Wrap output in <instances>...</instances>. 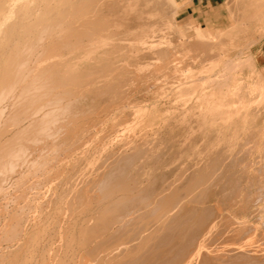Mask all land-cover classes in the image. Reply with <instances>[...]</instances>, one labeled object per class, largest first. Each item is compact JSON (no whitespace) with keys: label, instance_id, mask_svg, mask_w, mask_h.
Listing matches in <instances>:
<instances>
[{"label":"bare ground","instance_id":"6f19581e","mask_svg":"<svg viewBox=\"0 0 264 264\" xmlns=\"http://www.w3.org/2000/svg\"><path fill=\"white\" fill-rule=\"evenodd\" d=\"M165 1L166 0H0V182L4 181V179L7 177V175H9V173H7L8 170H10V169L14 170L15 167H17L16 170L13 171L15 173V177H13L14 178L13 182L17 187L19 186V184L21 186L22 181L24 182L23 185L27 184L26 186H28V183H31V185L34 182L38 183L37 179L39 180V178L36 177V178H34V181H32V179L29 178L32 182L28 181V183L25 184V182H27V180H29V179H27L26 181H24L28 177V175L26 173L22 175L20 172H18L19 170L17 171V169H19L20 168L19 166H21L23 164L25 165V167L30 168L33 166V168H35L34 166H38V165H40V163H41V165L46 163L47 158L43 159V158H45L46 155L44 157L42 156V155H44L42 153L44 151H42L41 149H39V150L42 151L41 156L43 157L42 159L45 161L43 162V160H42V162H40L41 159L40 160L37 159V157L39 158V156H40L38 154V153H40L39 150L37 153V157L35 155V151L38 148L49 143L48 146H50V147H47V150L49 148L50 152L53 153L55 150H57L56 148H58L57 146H59V143L61 142L62 139L66 140L67 138L70 137V135H69L70 132L74 131L77 134L79 132V130L84 131V130H82L83 128H81L79 126L80 123L78 124V122H74V120L76 119L74 113H75V110L77 108L76 107L77 106L76 105V102H77L76 98L78 96H81V98H83L82 95H80L78 93L80 92V90H83V91L86 90L85 88H87L89 86L90 82H92V84H93V82L99 81L100 76H103V78H101V80L104 79L105 76L108 77V78L104 79V81L107 79V81L103 82L104 84H100L101 86H98L99 88H101L103 85V88H101V89L97 88L98 89L97 91H99V94L102 92L103 94L104 93L108 94V96L116 97V95L118 96L119 93L121 92L120 86L123 83L125 85L128 84V83H125L124 81H126L129 78L128 76H129V72L131 70L129 71L128 68H131V67H129L128 65L132 61L131 58H135V60H136V62H134L133 64L135 66V72L137 71V73H138V70L139 71L141 69L144 70L143 69L145 67L144 64L148 65V62H149V61H146V63L141 64L142 62H140L138 60L139 54L141 52L144 54L148 53V55H150L149 53H151V55H152V53H154L157 55H161V57L163 56L166 59V54L168 52L166 53L164 51L165 49L163 50V48L161 46L160 47L162 48V50H161V48L159 49V47H158V49H156V47H157L156 44H158V43H156L155 41H157L158 35H161V34L160 33L158 35L156 34L155 36H157V38H155V36H152L153 30L157 25H154L155 23L152 24L155 26L154 28H152V25L150 26V24H148V22H147V21H149V20H147V18L151 15L152 11L157 10L158 12L160 11L162 14L163 5H164ZM167 1H166V3H167ZM171 1L175 5L174 0H171ZM261 4H262V6H264L263 2ZM262 9L264 10V7ZM257 10H260L259 7ZM257 10H256V12H257ZM263 10H262V13H263ZM260 15H259V17H260ZM160 18H161V16H160ZM168 19H169V17H168ZM150 20H151V18H150ZM160 21H159V23H160ZM159 23H158V25L161 26L162 24H159ZM165 26L166 25H164V27ZM156 28L159 29V27H156ZM166 31L169 32L168 29ZM164 32L165 31H163V33H162L163 37H164L163 34H165ZM196 35L200 36V37L203 36L204 38H206V36H207V35L204 36V33L203 34L202 33L196 34ZM151 37H154V39H151ZM159 37H161V36H159ZM165 37L167 38L168 36L166 35ZM186 37H187V35H186ZM218 37H219V35H218ZM196 38L198 39L199 37H196ZM160 41H162V40H160ZM208 42H205V43H208ZM219 42H220V40L218 41V45H219ZM158 46H159V44H158ZM206 46H207V44L205 45V47ZM209 46L210 45H208L207 47L209 48ZM200 50H202V49H200ZM192 51H193V49H192ZM210 51L212 52L211 48L209 49V52ZM224 51H223V54H224ZM218 52H220V51H218ZM209 54L211 55V53H209ZM212 54H213V52H212ZM145 55H144V57H145ZM219 55L221 56V54H219ZM219 55L216 56V54H215V56L217 58L219 57ZM224 55L227 56L226 54H224ZM224 55L221 56V58H223ZM73 56L75 57L74 61L71 60L73 58ZM154 56L156 57V55H154ZM144 57H141V58L144 59ZM147 57H149V56H147ZM121 58L124 60L125 64L117 62V60L119 61ZM150 58H153V56H151ZM156 58L160 59V57H156ZM206 58L208 59V57H206ZM209 58H210V56H209ZM165 59H161V60L163 61ZM148 60L151 61V59H149V58H148ZM241 60H242L241 62H243V59H241ZM144 61H145V59H144ZM166 61H167V59H166ZM234 61H235V59H234ZM247 61H248V58H247ZM78 62L80 63V65H82V67L80 68L82 73L81 72L78 73V70H76L75 65ZM235 62H233V63H235ZM150 63H152V61ZM165 63H167V62H165ZM155 64H156V62H155ZM244 64L241 63L240 65H244ZM238 65L235 67L238 68ZM83 66H85V67H83ZM130 66H132V65H130ZM165 67H167V66H165ZM236 68H234V66H232V68L230 67L229 69L234 70ZM241 68H243V67H239L238 70ZM229 69H227V70H229ZM231 70H229V71H231ZM153 71L154 70L152 69V72L150 71V73H154ZM141 72L142 71H140V73ZM148 72H149V70H148ZM130 73H133V72L131 71ZM215 73L219 74L217 72H215ZM220 74H222L223 76L222 75L221 76L224 77L223 73H220ZM191 76H193V75H191ZM214 76H216V75H214ZM214 76H213L212 80H215L217 78V76L216 77H214ZM218 76H220V75H218ZM221 76L218 77V81H217L218 84H219V80L222 79ZM229 76H230V74H229ZM132 77H131V79L129 78L130 80L129 79L128 80L131 81ZM211 77H207V79L209 78L211 80ZM225 77L228 78V76H225ZM186 78H187V75H186ZM178 79H180V78H178ZM203 79H206V76ZM236 81H237V79H236ZM261 81H263V79ZM206 82H208V81L205 80L204 84ZM131 83H133V85H134V82H130V84ZM200 83L202 84V81H200ZM209 83H207L205 85L203 84V85L206 86V85H209ZM214 83L216 84V80ZM214 83H212V86ZM227 83H226V85L228 86L229 83L228 84ZM262 83H263L262 84V86H263L264 82H262ZM193 84H195V83H193ZM193 84L190 85V88ZM93 85L90 84V86H93ZM184 85H181V86H183V87L180 86L181 88H179V86H178V88L181 90L184 87H186L187 90H185V88L183 90L187 92L189 86L188 85L184 86ZM224 85H225V83H224ZM256 85H258V84H256ZM197 86L198 85H196L195 87L197 88ZM219 86H220V87H218L219 89L221 87H224L222 85H219ZM76 87H78V88L81 87L79 89V92L77 90L78 88H76ZM127 87L128 86L126 85L125 88H127ZM193 87H194V85L192 86V88ZM206 87H204L203 89L205 90ZM208 87L206 88L207 90H208ZM89 88H87L86 92L88 91ZM125 88H122V91ZM178 88H177V90L175 89V91H179ZM214 88H212V89H214ZM129 89L130 88H128V91L131 90V89L130 90ZM203 89H202V91H203ZM227 89L228 88H226V91H227ZM76 90L78 92L77 96L74 95V92ZM95 90H96V88H95ZM217 90H216V92H218ZM193 91L194 90H191V93ZM195 91H196V89H195ZM221 91L226 92L225 90L224 91L221 90ZM186 92H181L179 94L184 93L183 94V97H184ZM204 92L205 91L199 92L202 99H204L202 102L200 101L201 103L199 102V100H197L199 103H197V101L194 100V101H196V106L197 105L199 106V107L197 106L198 108H200V105L204 104L205 108L208 106L207 109L209 111V108L212 107L211 111H210L211 112L210 115L202 116V117H207V121H208V119L210 118L209 116L212 115V109L215 110V112H216L218 110V108H224V110L221 109L224 111V112L222 111L223 114L221 117L219 115L221 110H219V114H215V112L213 114L219 115L218 117H220V118H222L224 116L225 120L221 119V122L223 121L222 123H224V121H225L224 124H226V120L228 119L229 115L225 111L229 110V107L231 104H233L232 103L233 101L230 103V105H228V103H227V105L223 104L224 105V107H223L221 105L222 102H219L220 98H217L218 101L216 100V102H215L216 97L213 99V97L216 96V95L213 96V94H212L214 92L213 90L211 93L210 92L204 93ZM234 92L232 91V96H234V94H233ZM81 93L84 94L85 92H81ZM88 93H89V91H88ZM123 93L128 94L125 91H123ZM206 93H208V94H206ZM218 93H220V95H221V92H218ZM120 94H122V93H120ZM171 94L173 95L174 93H171ZM175 94H177V96L173 95V97L176 96L179 98L178 92ZM187 94H189V93H187ZM97 95H98V92H97ZM189 95H191V94H189ZM217 95L219 96V94H217ZM222 95H224V94H222ZM226 95H228V94H226ZM99 96H103V95H99ZM187 96H186V98H184V101L185 100L187 101V99L189 97H191V96H189V97H187ZM227 97L230 99V95ZM128 98H131V100H134V99H132V97H127L126 99L128 100ZM117 99L119 100L118 97H117ZM223 99H225V97ZM223 99H222V101H223ZM177 100H179V99H177ZM122 101L123 100H121V102H119V103H123ZM134 101H131V102H134ZM181 101H183V100H181ZM227 101L228 100H226L224 102L226 103ZM243 101H245V99ZM125 102H126V100H125ZM237 103H238V101H237ZM128 104H130V103L128 102ZM134 104L135 103H133L132 105H134ZM125 105H127V104H125ZM220 105L222 107H219ZM233 105L235 106V104H233ZM239 105H240V103H239ZM114 106H112V107H114ZM191 106H192V104L189 107H191ZM225 106H228V107H225ZM232 106H231V108H232ZM234 106L231 110L232 112L230 111V113H229V114H231L230 116H232V113L234 112L233 110H235ZM238 107H240V106H238ZM243 107H242V109H243ZM78 108H80V107H78ZM89 108H91L90 105H89ZM111 108H108L109 111ZM117 108L119 109V106H117ZM117 108H115V109H117ZM225 108L227 110H225ZM87 109H88V107H87ZM185 109H187V108H185ZM111 110H113V109H111ZM135 111H138V110L136 109ZM135 111H133V112H135ZM201 111L202 110L200 109V111L197 112V113H199L198 115H200V116L197 115V118L201 117V115H202V113H200ZM236 111L237 112H234L235 114L236 113L238 114L240 112V111L238 112V109ZM86 112L88 113V111H85V113ZM81 113H84V111ZM81 113L79 114V116L81 115ZM178 113L176 115H178ZM135 114H137V113H135ZM83 115L85 116V114H83ZM139 115L140 114H138L137 116H139ZM179 115L181 116V114H179ZM205 115H206V113H205ZM233 116H235V115H233ZM179 117H177V118L180 120ZM215 117H214L215 119H218L217 116H215ZM232 117H230V120H233ZM135 119H134V121H135ZM200 119H201L200 121H203L202 118H200ZM204 119H205L204 120L205 123H203V125H205L207 123L206 118H204ZM234 120H236V119H234ZM136 121H138V120H136ZM210 121H212V120L210 119ZM210 121H208L207 125L211 124L213 127V124L214 123L218 124V122L220 120L218 121V120L213 119L214 123H212V122L209 123ZM215 121H218V122L216 123ZM232 122L233 121H231V123ZM234 123H232V124L234 125ZM67 124H72V125L74 124V127H75L71 131V128L73 126L70 125L71 128L69 126V128H70L69 133L67 132L69 129H66V126H68ZM134 124H136V123H134ZM148 124H149V122H148ZM215 124H214V127L217 126L218 133H220L219 129L222 127L221 124H220L221 127L219 126L220 128L218 127L219 124L218 125H215ZM224 124H222V125H224ZM229 125H230V123H229ZM208 126H210V125H208ZM224 126L222 128H224ZM150 127H151V125H150ZM228 127H231V126H228ZM205 128L206 127H204L203 130ZM215 128H213V129H215ZM235 128L236 127H234L231 130L234 132ZM213 129H212V131H213ZM240 129L241 128H239V130ZM228 130H229V128H228ZM236 130H235V133H237ZM206 131H207V128H206ZM206 131H204L202 135H204V133ZM240 131L242 132V129ZM223 132H225V131H223ZM200 133H202V132H200ZM218 133H216V134H218ZM235 133H233V134H235ZM74 134H72V137L76 135V134L75 135ZM205 134H208V132ZM238 134H239V132H238ZM238 134L236 135L237 138H238ZM78 135H79V133L77 134V136ZM221 135H223V133H221ZM229 135L233 136L232 132H230ZM209 136H210V134H209ZM231 136H229V137L227 136L226 138L227 139L228 138L233 139V137H231ZM57 137L59 138V140H57ZM153 137H155V135ZM221 137L222 136H220L219 139H221ZM236 137L234 135V138H236ZM55 138H56V140H55ZM207 138H208V136H207ZM88 139H89V137H88ZM229 139H228V141H229ZM86 141H88V140H86ZM50 142L53 144V146L56 147V148L55 147L53 148V146H52V150H54V151H51V149H50L51 148ZM94 142H95V140H94ZM238 142H242V140H240V141L238 140ZM93 143L91 142V144H93ZM146 143H147V140H146ZM156 143H158V142H156ZM218 143H220V140H218ZM222 143L218 144V146H220ZM229 143H231V142H229ZM72 144H73V142H72ZM141 144L142 143H140V145ZM241 144H243V143H241ZM245 144H244V147H247V146H245ZM83 145H85V144H83ZM146 145L147 144H145V146ZM150 145H148V147L146 146L147 149L150 147ZM61 146H63V145H61ZM135 146H136V144H135ZM135 146L133 147L134 149L132 148L133 150L129 149L130 151H126V149L122 148V150H123L122 153H120V151L117 152L119 154L112 153V155H110V156H112L110 161H108V160L106 161L107 158H104V160L102 157L98 158L102 161H100L101 162L100 165H97L98 167L95 166L96 169L93 170L92 175L89 173L90 171H88V169H86V168L82 169L81 168L82 169L81 171H84L86 169L90 176L88 175L87 179H85L86 175H87V171H86V173L83 172L86 174V175L83 174V176L85 175V178L82 175H81V177H83L82 179H85L84 181H86V183L81 182L78 184L79 187H77V190H75L76 189L75 188L74 189L75 192L73 193L76 200H75V198L73 199V197H72L73 202L71 201L72 199L69 201H70L71 205L74 206V210H76L73 212H78V214H79V212L89 211V205H90V207H91V205H94L95 210L91 214H89L87 216V218L85 217V219L82 220V221H84V220L85 221H84L83 225H80L81 227L79 226V238L77 240L73 239V238H75V236H73V238H72L73 241L77 242L80 247H83V249L86 248V249H84L86 251H84L85 255L83 256L82 260L77 259V260H79V262H77L76 264H194L198 260H199V264H264V250L257 251L258 247L255 250H251L248 247V243L246 241H242V242H239L238 244H233V245H229V246H226L227 245L226 244L225 245L226 247H220L218 249H216L217 246L215 248H214V246H212L213 248H209L210 245L208 247L206 242L210 243L207 240H209L210 235L212 234V232H214L213 227H214V224H216L215 220L217 219V217L215 220L209 219V217H210L209 215L211 214L212 210L209 206H206V205H205V207L200 206L202 208L201 213L197 212V215L194 216V214H195L194 211L197 208H195V204H193V203L200 201L203 198V196L206 194L205 192H207L208 187H209V185L207 183H205L206 180L208 179V177H209V180H211L210 179V176H211L210 173L212 172V170L214 171V169H216V167L218 165L222 164V163L218 164L222 156L220 158L214 157V156H220L221 151L219 153L208 154L206 156L207 158L204 160V163H202V165H200L199 167L193 168L192 174L189 175L188 177H185V183L184 184L180 185L181 183L179 184V183H173L172 182V183L168 184L170 186H168L166 188V190H164V191L160 190L161 192L158 191L157 193L153 194V192H155V187H151L153 185L151 183H149V185L147 184L148 186L146 185V188H143V186H142L143 184L141 185V183H139V180L142 177V174H143V176H144V174H146L145 172H142L145 170H141V169H142L143 165L147 163L146 160L149 161V157H150L149 155L151 154V152L153 151L154 148L151 149L152 151L150 153H148V155H147V153H143V154H145V156L146 155L147 156L144 159H142V161L144 160L143 165L141 164L142 167L139 164L140 168H141L140 169L139 167H134V166L132 167L131 165L136 163L134 161L137 160L138 157L140 159V157L142 156L141 155L142 153H140V152H142L141 150H143V152H145L146 148H144V145H141L139 147H135ZM152 146H151V148H152ZM222 146H223V144H222ZM222 146H221V148H222ZM244 147L242 150H244ZM88 148H90V147H88ZM88 148L87 149L85 148V150H83V151L88 150ZM140 148H142V149H140ZM239 148H238L239 154H242V152H243V155H245L244 154L245 150L240 152L239 150H241V149H239ZM44 149H45V146H44ZM92 149H94V147ZM92 149H91V152H92ZM139 149H140V151H138ZM246 149H248V148H246ZM58 150H59V148H58ZM80 150H82V148ZM103 150L104 149H102V151ZM66 151H67V149H66ZM94 151L92 153V156H90L91 153L89 151L90 157H93V155H95V152H97V154H98V151H95V152ZM253 151H254V149H253ZM107 152H108V154H111V152H109V151H107ZM216 152H218V151H216ZM263 152L264 151H262V155H263ZM77 153H79V151ZM82 153L83 152H81L79 154L82 155ZM85 153L89 154L87 152H85ZM105 153L103 152L102 156ZM156 153H158V152H156ZM198 154H200V152ZM249 154H251V153H249ZM81 155H77L78 156L77 159H80ZM155 155L156 154L153 153V156H155ZM50 156H52V154ZM84 156H86V155L83 154L82 159L86 158ZM107 156H109V155H107ZM238 156L239 155H237V159H238ZM46 157H48V154ZM60 157H61V155H60ZM90 157H88V155H87V158H88L87 160H89ZM96 157H98V156H96ZM255 157H258V156L254 155V158ZM261 157H263V160H264V156H260V158ZM246 158L248 159V157H246ZM251 158H253V157H251ZM260 158H257V159H260ZM48 159H50V157H48ZM93 160H95V159L93 158ZM84 161H86V160H84ZM97 161H96V163H97ZM142 161H140L139 163H141ZM240 161H238V162H240ZM87 162H89V161H87ZM247 162H250V161H247ZM157 163H159V162H157ZM85 164H87V163H85ZM251 164L253 165V163H250V165ZM255 164H256V162H255ZM257 164H258V162H257ZM82 165H84V164H82ZM239 165L240 164L238 163V166ZM260 165H259V167H260ZM87 166L85 165V167H87ZM147 166H150V165L148 164V165H146V167ZM91 167H93V166L90 164V168ZM242 167H244V166H242ZM257 167H258V165H257ZM149 168L150 167H148L147 169L150 172ZM151 168H153V167L151 166ZM261 168H262V165H261ZM261 168H258V170ZM39 169L41 170L42 168H39ZM225 169H227V168H225ZM26 170H27V168H26ZM26 170H24V171L26 172ZM218 170L220 171V169H218ZM236 170H237V168H236ZM248 170H250V169H248ZM251 170H252V168H251ZM258 170H257V173L260 171V170L259 171ZM148 171H147V174L149 173ZM221 171H222V169H221ZM221 171H220V173H222ZM224 171L226 172V170H224ZM245 171H246V169H245ZM261 171L263 172L264 170L262 169ZM29 172H28V174H29ZM262 172H260V173L262 174ZM14 173H12V174L14 175ZM81 173H79V174H81ZM217 173H219V172H217ZM228 173L229 172H227V174ZM241 173H242V171H241ZM261 174H260V176H261ZM13 175H10V178ZM215 175H217V174H215ZM234 175H236V174H234ZM263 175H264V172H263ZM44 176H45V174H44ZM47 176H49V175L47 174ZM222 176H223V173H222ZM254 176H256V175L254 174ZM33 177L31 176V178H33ZM81 177H80V179H81ZM42 178H43V176H42ZM231 178H232V181H234L233 180L234 176ZM239 178H241V177H239ZM8 179H9V177H8ZM177 179H178V177H177ZM177 179L175 177V180H177ZM179 179H180V174H179ZM213 179L214 178L212 177V181H214ZM234 179H236V178H234ZM260 179L261 178H259V180ZM221 180H225V182H226V180H229V178L223 179L221 177ZM263 180H264V178H263ZM263 180L260 182H263ZM172 181H174V180H172ZM217 181L221 182V185H222V182H224V181H220L219 179ZM258 181H257V183H258ZM225 182L223 184H225ZM252 182L254 183V180ZM77 183H78V180H77ZM78 185H76V186H78ZM218 185H217V187H218ZM228 185L230 186V184H228ZM228 185H225L226 186L225 188H228L229 187ZM165 186H167V184ZM197 186H200V188L198 189L197 192H193ZM256 186L258 187V185H256ZM222 187H224V186H222ZM222 187L220 186L221 189H222ZM236 188H239V187H237V183L236 184L232 183L230 189L236 190ZM245 188H247V187H245ZM2 189H3L2 184L0 183V191ZM74 190H72V191H74ZM218 190L216 189V192ZM24 191L25 190H23V192ZM230 191H232V190H230ZM259 191H258V196H259ZM23 192H21V193H23ZM228 192H229L228 190H227V192L225 191L226 194ZM181 193H183V194L181 195ZM34 194H32V195H34ZM238 194H239V192H238ZM261 194H262V192H261ZM21 195H23V194H21ZM220 195H222V194H220ZM233 195H236V193ZM185 196H188L187 199H183ZM217 196H219V195H217ZM217 196H216V198H218ZM236 196L238 197V196H240V194L236 195ZM246 197L244 199H242V197H241V201H240L241 206L243 207V213H247L246 211L248 209L247 210H245V209L248 208V206H249L247 204L248 199H246ZM17 199H18V197H17ZM68 199H69V197H68ZM232 199H230V200H232ZM235 199H233V200H235ZM188 200H189V202H193V203L188 204L187 203ZM212 200H214V199H212ZM217 200H219V199H217ZM209 201H211V200H208V202ZM25 202H27L26 199H25ZM32 202H33V200H32ZM148 202L153 203L151 205V207H149V209L151 208L152 212H154L153 210H155V213L153 215H148L147 218L144 220V219H142V217L140 215H141L142 211L144 210L143 209L144 205L148 204ZM215 202L213 201L212 204H214ZM234 202H236V201H234ZM219 203L221 204V202H219ZM263 203H264V201H263ZM216 204H218V203H216ZM17 205H18V203H17ZM20 205L22 207V204H20ZM25 205H23V207ZM197 205H196V207H197ZM208 205H210V204H208ZM263 205H261V207H259V208L261 209L263 207ZM223 206L224 205H222V206L219 205L218 209L223 207ZM231 206H233V205H231ZM15 207H14V210H16L18 206L16 207V209H15ZM75 207H76V209H75ZM146 207H148V206H146ZM213 207H215V206H213ZM236 207H237V210H239L238 208H240V207H238V206H236ZM92 208H94V207H92ZM139 208L140 209L142 208L143 210H141L140 215L138 216L137 212H139V211H137V210H140ZM31 209H33V208H31ZM146 209L148 210V208H146ZM216 209L217 208H215V210ZM230 209H232V208H230ZM18 210L21 211L22 209L21 210L18 209ZM34 210H35V208H34ZM198 210L200 211V209H198ZM219 210H218V212H219ZM225 210H226V208H225ZM22 211H21V213L24 214L23 213L24 211L23 212ZM148 211H151V210H148ZM148 211L143 212L145 216L147 213H149ZM241 211H242V209H241ZM152 212H150V213L152 214ZM21 213L20 212L19 213L11 212V213H9V215H7V216H9L8 221H6L4 219V223H2V225H0V231H2V233H3L2 236L6 237V238L13 239L16 235H19L18 233L21 231L20 229H22L21 228L22 224H21V227H19V223H20L19 221L21 220L20 218H22ZM33 213H35V212H33ZM223 214H221V215H223ZM237 214H238V212H237ZM239 216H241V215H239ZM250 216H251V214H250ZM221 217H220V219H221ZM228 217H229V214H228ZM233 218H234V216H233ZM28 220L26 222H29ZM218 220H219V218H218ZM137 221H139V222H137ZM219 222H220V220H219ZM236 222H237V224L234 223L235 225L233 227L231 226L233 228V230L234 229L236 230V233L242 232L243 228L248 223L246 221V218H243L241 220L239 219V221H236ZM34 225H35V223H34ZM248 225H250V222ZM261 225H263V224H261ZM68 227H70V226H68ZM68 227H66V228H68ZM218 228L219 227H217V230H218ZM36 229H38V228H36ZM43 229L41 227L40 230L43 231ZM40 230H38L37 234H40L42 232L41 231L39 233ZM229 230H230V227H229ZM257 230L259 231V229H257ZM64 231H65V229H64ZM68 231H69V229H68ZM228 231H226V232H228ZM247 231H250V230H247ZM69 232H71V231H69ZM233 232H235V231H233ZM242 234L245 235L246 231H245V233L242 232ZM223 235H226V234H223ZM16 237H18V236H16ZM33 237H36V238L31 239V241L32 240L34 241L39 236L35 235ZM240 237L241 236H239V238ZM252 238L249 237V239H246V238L245 239L250 240ZM69 239H70V237H69ZM15 240H14V245H13L14 248L7 250V251H3V252L0 251L1 252L0 264H18V260L21 257H23L21 255L20 251H22L21 248L23 246H25L27 242L22 237H19V239L17 238ZM31 241H29V242H31ZM70 241H71V239H70ZM70 241H69V243H70ZM73 241H72V243H74ZM35 242H37V241H35ZM36 244L37 243H35V245ZM214 244H216V243H214ZM78 245H76V246H78ZM260 247H262V246H260ZM0 249H1V247H0ZM23 250H25V249H23ZM49 253L51 254V252H49ZM83 253H82V255H83ZM79 257H82V256H79ZM23 258L26 259L23 262H26L27 258H25V257H23ZM57 258H55L56 262L58 259H60V257L58 259ZM55 259L53 261H55ZM51 260H52V258H51ZM45 261H46V258H45ZM45 261H44V263L41 262L39 264H45ZM59 262H60V260H59ZM46 263L49 264V262H47V261H46ZM53 263L54 264H61V262L60 263L53 262Z\"/></svg>","mask_w":264,"mask_h":264},{"label":"rangeland","instance_id":"374dc122","mask_svg":"<svg viewBox=\"0 0 264 264\" xmlns=\"http://www.w3.org/2000/svg\"><path fill=\"white\" fill-rule=\"evenodd\" d=\"M166 1L164 2V5H163L162 14L160 11L158 12L157 10L152 11L151 15L148 17L149 19L147 18V20H149L147 22H148V24H150V26L155 23L154 25H157L156 27H159V29H158L154 25H152V28L155 27L153 30L154 35L152 34V36H155L156 34L158 35L159 33L161 34V35H158L157 41H155L156 39L154 41L159 44V46H158V44H156L157 45L156 49H158V47H159V49L162 47L163 50L165 49L164 51L166 53L168 52L166 54L167 61H166L165 57H163V56L161 57V55H157L154 53H152V55H151V53H149L151 56H153V58H150L151 56L148 55V53H145L146 54L145 55L144 53L141 52L139 54V57H138V60L140 62H142L141 64L146 63V61H149V62H148V65L144 64L145 67L143 68L144 70H142V69L140 70V71H142L141 73L138 70V73L140 74L139 75L137 73V71L135 72V66L133 64L134 62H136V60H135V58H131L132 61L128 65L131 68H128V69H129V71L131 70L133 73H130L131 72L130 71L128 77L131 79V77L133 76L132 80L129 81L130 79L128 78L129 80L127 79L126 81H124L125 83H128L129 85L126 84L128 87L125 88L126 85L123 83L120 86V89H121L120 93H122V94L119 93V95L118 96L116 95V97L108 96V94H105V93L103 94L102 92L99 94V91H97L98 90L97 88H99L98 86H101L100 84H104L103 82L107 81V79L104 81L105 78H108L106 76L102 80H101V78H103V76H100L99 81L93 82L94 85L92 84V82H90L89 86L87 87V88L90 87L88 89L89 93H88V91L86 92L87 88H85L86 90H84V91L80 90V92H79V89L81 87L80 88L76 87V88H78L77 90L79 93L76 90L75 91L76 93L74 92V95L77 96L78 94H80V95H82L83 98H81V96H78L76 98L77 99V102H76L77 108H76L75 113H74L75 118H76L74 120V122H78V124L80 123L82 126L80 124H79V126L81 128H83L82 130H84V131L79 130V132H78L79 135L77 136L78 133L76 134V132L72 131L75 128L74 124L73 125L67 124L68 126H66V129H69L67 131L68 133H69L70 128H71L70 125L73 126L71 128L72 132H70V134H69L70 139L67 138L66 140L62 139L61 142L59 141L60 142L59 146H57L59 148V150H58V148L53 146V144L50 142L51 143L50 144L51 145V148H50L51 151H54V150H52V146H53V148L55 147L57 149L53 153L50 152L49 148L47 150V147H50V146H48L49 143L44 145L45 149H44V146H41L40 148H38L35 151L36 157H37V153H38L39 149L44 151V152H42L41 150H39L40 153H38V154L40 156L38 155L39 158L37 157V159H39V160L41 159L40 162H42L43 159H46V158L48 159V157H50V159H48V160L46 159V163H44L42 165L40 163V165L34 166L35 168L37 167L36 169L33 168V166L30 168L25 167L24 164L19 166L20 168L17 169V171L19 170L18 172H20L22 175L25 173L28 175V177L24 181H26L29 178L32 179V181H34V178L37 177V178H39V180L37 179L38 183L34 182L31 185V183H28V181L32 182L29 179V180H27V182H25V184L28 183L29 187L26 186L27 184L23 185V183H24L23 181H22V183L20 182L21 186L19 184V186L17 187L13 182V179H14L13 177H15V173L13 171L16 170L17 167H15V169L13 168L14 170H12V169H10L11 171L8 170L7 173H9V175H7V177L4 179V181L0 182L2 184V188H3L0 191V225H2V223H4V219L6 221H8L9 216H7V215H9V213H11V212H16V213L20 212L21 213L22 210L24 211V212L22 211L24 214L21 213L22 218H20L21 220L19 221L20 222L19 227H21V224H22V227H21L22 229H20L21 231L18 233L19 235H16L18 237L15 236L13 239L6 238V237L2 236L3 233H2V231H0V235H1L0 236L1 237L0 238V244H1L0 245V247H1L0 251L1 252L14 248V246H13L14 240L17 238L19 239V237H22V238H24V240H26L27 243L25 242L26 245L23 247L21 246L22 251H20V253L23 257L27 258V261L23 262L26 259L21 257L18 260V264H25V263L26 264H39L41 262L44 263L45 258H46V261L49 262V264H52L53 262H55V263L61 262V264H76L77 262H79L80 259L82 260L83 256L85 255L84 251H86L84 249H86V248L83 249V247H80L77 242L73 241V239L77 240L79 238V226L84 224L85 220L84 221H82V220L85 219V217L87 218V216L95 210V206L91 205V207H90V205H89V211L79 212V214H78V212H73L76 210H74V206L71 205L69 200H71L72 197H73V199L75 198L73 193L75 192V190H77V187H79L78 184L81 182L86 183V181H84V180L87 179V177L89 175L88 171H90L89 173L92 175L93 170L96 169L95 166L100 165V163H101L100 161H102V160H100L98 158L102 157L103 160H104V158H107L106 161L107 160L110 161L112 158V156H110V155H112V153L119 154V153H117L119 151H120V153H122L123 152L122 148L126 149V151L133 150L134 149L133 147L135 146V144H136L135 147H139L141 145H144V148H146V149H145V152H143V150H141L142 152H140V153H142L141 154L142 156L140 157V159L138 157L137 160L134 161L136 163L132 164L131 165L132 167L134 166V167L140 168V165L141 164L143 165V161H144V160L142 161V159H144L148 155V153H150L152 151L151 149L154 148L152 152L156 155L153 156V153L151 152V154L149 155L150 156L149 161L146 160L147 163L143 165L144 168L141 165L142 169L141 168L140 169L145 170L142 172H145L146 174H144V176L142 174V177L139 180V183H141V185L143 184L142 185L143 188H146V185L147 184L149 185V183H151L153 185L151 187H155V192H153V194L157 193L158 191L161 192V191L166 190V188L168 186H170L168 184H170L172 182L173 183H179V184L181 183L180 185L184 184L185 183V177H188L189 175L192 174L193 168L199 167L200 165H202V163H204V160L207 158L206 156L208 154L219 153L221 151L220 156H214V157H218V158H220L222 156L220 159L221 162L219 161V163H218V164L222 163V164H220L221 166L218 165L216 167V169H214V171L212 170V172L210 173L211 176L209 175L211 180H209V177H208V179L205 182L210 187V188L208 187L209 191L207 190V192H205L206 194L203 196V198L200 201L193 203V202H189V200H188L187 203L188 204H192V203L195 204V208H197V209H195V211H194L195 212L194 216L197 215V212L201 213L202 208L200 206L205 207V205H206V206H209L212 210L211 214L209 215L210 216L209 219L215 220L217 217V219L215 220L216 224H214L215 228L213 227V231L215 233L212 232V234L209 237V240H207L210 243L206 242L208 247L210 245L209 248H213L212 246H214V248H215L217 246L216 249H218L220 247H226L229 245L238 244L239 242H242V241H246L248 243V247L251 250H255L257 247L259 249V250L257 249V251L264 250V248H263L264 247V205H263L264 204L263 203V201H264V190H263L264 189V180H263L264 175H263V172L264 171L263 172L261 171L262 169L264 170V168H263L264 167V163H263L264 160H263V157L260 158V156H264V152L262 155V151H264V88H263L264 85L262 86V84H263L262 82H264V15H263L264 10L262 8L264 6H262V4H261L262 2L264 3V0H223L221 3H219L218 5L213 7L210 10V12H208V14L204 17V19L200 20L199 22L196 19H191V18L190 19H184L181 17V15L178 13V2L180 0H174L175 5H174V3H172L171 0H168L167 3H166ZM258 7L260 10H257ZM261 9L263 10V13H262ZM256 10H257V12H256ZM159 15L161 16V18ZM259 15H260V17H259ZM168 17H169V19H168ZM150 18H151V20H150ZM159 21H160V23H159ZM158 23L162 24V25L159 26ZM164 25H166V26L164 27ZM167 29L169 32L166 31ZM163 31H165L164 32L165 34H163L164 37L162 36ZM201 33L202 34L204 33V36L207 35L206 38H204L203 36L200 37V36L196 35V34H201ZM166 35L168 36L167 38L165 37ZM186 35H187V37H186ZM218 35H219V37H218ZM159 36H161V37H159ZM196 37H199V38L197 39ZM155 38H157V36H155ZM151 39H154V37H151ZM160 40H162V41H160ZM219 40H220V42L218 45ZM165 42L166 43L168 42V43L166 44ZM205 42H208L209 44L205 43ZM206 44H207V46L210 45L209 48L207 46L205 47ZM162 48H161V50H162ZM210 48H211L213 54L211 51L209 52ZM192 49H193V51H192ZM200 49H202V50H200ZM218 51H220L221 53ZM223 51H224V54H226L227 56H225L223 54ZM209 53H211V55ZM143 54L145 55V57ZM215 54H216V56L221 54V56L224 55V57L221 58V56L219 55V57L217 58L215 56ZM154 55H156V57H160V59L156 58ZM208 55L210 56V58ZM147 56H149V57H147ZM141 57H144L145 61ZM195 57L196 58L198 57V58L196 59ZM206 57H208V59ZM74 58L75 57L73 56V58L71 60L74 61ZM148 58L151 59L152 63H150L151 61L148 60ZM247 58H248V61H247ZM121 59L119 61L117 60V62L123 64L124 60L123 59L121 60ZM161 59H165V60L162 61ZM234 59L236 62L234 61ZM241 59H243V62H241L242 61ZM155 62L157 65L155 64ZM165 62H167V63H165ZM233 62H235L237 65L239 63L240 64L245 63V64L244 65L239 64L238 68L239 67H243V68L238 70V68L235 67L237 65ZM130 65H132V66H130ZM165 66H167V67H165ZM229 66L231 68H232V66H234V68H236V69L231 70V69H229L230 68ZM75 67H76V70H78V73H80L81 72L80 68L82 67V65H80V63L78 62L75 65ZM83 67H85V66H83ZM152 69L154 70L153 71L154 73H150V71L152 72ZM227 69H229L231 71H229ZM148 70H149V72H148ZM215 72H217L219 74H216ZM220 73H223L224 77H222L223 75ZM148 74L149 75L151 74V75L149 76ZM229 74H230V76H229ZM186 75H187V78L189 77L188 79L186 78ZM191 75H193V76H191ZM214 75L217 76L216 79L214 78L216 80L217 85L214 83L215 80H212ZM218 75H220V76L222 75L221 76L222 79L219 80V84L217 81H218V77H220V76H218ZM205 76H206V79H203V78H205ZM216 76H214V77H216ZM225 76H228V78ZM207 77H211V80L213 82L209 78L207 79ZM178 78H180V79H178ZM236 79H237V81H236ZM262 79H263V81H261ZM205 80L208 81L205 84L210 82L209 85L211 87L209 85H206L207 87L209 86L208 90L206 89L207 87L204 86ZM200 81H202V84L200 83ZM130 82H134V85H133V83L130 84ZM211 82L214 83L213 86L215 88L212 86ZM193 83H195V84H193ZM224 83H225V85L227 83L228 86L226 85L227 86L226 87L224 85ZM90 84L93 86H90ZM191 84L194 85L193 88H192L193 85L190 88ZM256 84H258V85H256ZM181 85H184V86L188 85L189 86V87L187 86L188 91L186 92L183 90L184 88H185V90H187L186 87L181 89L182 90L181 91L179 89V88L183 87ZM196 85H198L197 88L195 87ZM202 85L204 87H206L205 90L203 89L204 87ZM219 85H222L224 87H221L219 89L218 88V87H220ZM178 86H179V88H178ZM225 87L228 88L229 90L227 89V91H226ZM95 88H96V90H95ZM101 88H103V85ZM101 88H99V89H101ZM122 88H125V89H123V91L127 92L128 94L123 93ZM128 88H130L131 90L129 89L130 91H128ZM177 88L179 91H175V89L177 90ZM194 88L196 89V91ZM212 88H214V89H212ZM202 89H203V91L208 92V93L209 92L211 93L213 90L214 91L212 93L213 96L216 95L213 97V99L216 97V99H215V102H216V100L218 101L217 98H220L221 101L219 100V102H222L221 105L223 107H224L223 104L227 105V103H228V105H230V103L232 101H233L232 103L235 104V106L233 104H231L229 107V110H227L225 108V110H227L225 112L228 113V115H229L228 119L226 118L227 119L226 124H224L225 121H224V123H222L223 121L221 122V119L225 120L224 116L222 118H220L223 114L222 111L224 110V108H218V110L216 109L217 110L216 112H215V110L212 109V115L213 116L212 115L209 116L210 118L208 119V121H210V119H211L212 121H210L209 123H211V122L214 123L213 119L218 120V121L220 120L219 122L215 121L216 123L218 122L219 125L214 123L215 125H218V127L220 126V124L222 127L225 125L224 128H222L221 126H220L221 128L219 127L220 133H218L217 126H215L216 127L215 128L214 124H213V127L211 124H208L210 126L207 125V123H208L207 117H202V116L210 115V113H211L210 111H211L212 107L210 106L211 108H209V111H208L207 105H206L207 106L206 108L204 107L205 106L204 104L200 105V108H198L199 107L198 105H197L198 107L196 106L197 100H199V102L200 101L202 102L204 100V99H202V97L200 96V93H199L200 91L203 92ZM191 90H194L192 92L194 95L191 93ZM216 90L218 92H221V95L222 94H224V95L221 96L220 93L216 92ZM221 90H223V91L225 90L226 92H222ZM232 91L233 92L235 91L233 93L234 96H232ZM81 92H85L86 94L85 93L83 94ZM97 92H98V95H97ZM177 92H178V94L181 92H186V94L189 93L191 95L187 94L188 95L187 96L185 94L183 97L184 93H182V94L178 95L179 96V98H178V97H176L177 94H175ZM171 93H174L173 95H176L175 96L176 98L173 97V95ZM208 93H206V94H208ZM217 94H219V96ZM226 94H228V95H226ZM99 95H103V96H99ZM229 95H230V99L227 97ZM186 96L187 97L191 96V97H189L187 99V101L186 100L184 101V98H186ZM117 97L119 98V100L117 99ZM127 97H132V99H134L136 102L134 100H131V98H128V100H129L128 101L126 99ZM224 97H225V99H223ZM177 99H179V100H177ZM222 99H223V101H222ZM244 99H245V101H243ZM121 100H123L122 101L123 103H119V102H121ZM125 100H126V102H125ZM181 100H183L185 103ZM194 100H196V101H194ZM226 100H228V101L225 103L224 101H226ZM131 101H134V102H131ZM237 101H238V103H237ZM128 102L130 104H128ZM199 102L197 101V103H199ZM133 103H135L136 105L135 104L132 105ZM239 103H240V105H239ZM123 104L124 105L127 104V105L124 106ZM191 104L193 107L192 106L189 107ZM89 105L91 108H89ZM116 105L119 106V109L117 108ZM221 105L219 107H222ZM232 105L234 106V109H235V110H233L234 112H237L236 111L237 109H238V112L240 111L238 114L236 113L238 116L234 112H233L234 114L232 113V116L233 115H235V116H233V117L230 116L231 114H229V113L233 108ZM112 106H114V107H112ZM231 106H232V108H231ZM238 106H240V107H238ZM78 107H80L81 109ZM87 107H88V109H87ZM225 107H228V106H225ZM242 107H243V109H242ZM108 108H111L113 110L110 109V111H109ZM115 108H117V109H115ZM185 108H187V109H185ZM136 109L138 111H135ZM200 109L203 111V112L202 111L200 112V113H202L200 118H202L203 121H200L201 119L197 118V115L199 114L197 112H199ZM221 109H223V110H221ZM82 110L84 111V113H81V112H83ZM219 110H221L220 114H219ZM85 111H88V113L87 112L85 113ZM133 111H135V112H133ZM79 112L81 113L82 116L81 115L79 116V114H80ZM214 112H215V114H219L220 117H218L219 115H214L213 114ZM135 113H137V114H135ZM177 113H178V115L181 114V116L179 115L180 116L179 117L178 115H176ZM205 113H206V115H205ZM83 114H85V116ZM138 114H140V115L137 116ZM198 116H200V115H198ZM215 116H217L218 119H215L216 118ZM177 117H179L181 121ZM230 117H232L233 120H230ZM204 118H206V121H207V123L205 125H203V123H205ZM134 119H135V121H134ZM234 119H236V120H234ZM136 120H138V121H136ZM231 121H233L232 123L235 122L234 125L231 123ZM148 122H149V124H148ZM134 123H136V124H134ZM229 123H230V125H229ZM222 124H224V125H222ZM150 125H151V127H150ZM69 126H70V128H69ZM228 126H231V127H228ZM237 126L242 129V132L240 131L241 129L239 130V128ZM204 127L207 128V131H206V128L203 130ZM234 127H236V128L234 129V132H233L231 129H233ZM211 128L212 129L215 128L216 130L213 129V131H212ZM228 128H229V130H228ZM235 130L237 133H235ZM204 131H206L205 133L208 132V134L204 133V135H202ZM223 131H225V132H223ZM229 131L232 132L233 136L229 135V133H230ZM200 132H202V133H200ZM238 132H239V134H238ZM216 133H218L219 135ZM221 133H223V135H221ZM233 133H235V134H233ZM72 134L75 135V136H73L74 138L72 137ZM209 134H210V136H209ZM237 134H238V138L236 137ZM154 135H155V137H153ZM234 135L237 139L234 138ZM207 136H208V138H207ZM220 136H222L221 139H219ZM227 136L233 137V139L235 141L231 138L230 139L228 138L229 139V141H228V139L226 138ZM88 137H89V139L90 138L91 139L89 140ZM144 138L147 140V143H146V140ZM55 140H56V138H55ZM57 140H59L58 137H57ZM86 140H88V141H86ZM94 140H95V142H94ZM218 140H220V143L223 142L222 143L223 146H222V144L220 146H218V144H220V143H218ZM238 140L239 141L242 140V142H238ZM72 142H73V144H72ZM91 142L92 143L94 142V143L91 144ZM156 142H158V143H156ZM229 142H231V143H229ZM140 143H142V144L140 145ZM241 143H243V144H241ZM83 144H85L86 146ZM145 144H147L146 145L147 147H148V145L151 144L149 147L150 149L149 148L147 149ZM244 144L247 147H244ZM61 145H63V146H61ZM151 146H152V148H151ZM221 146H222V148H221ZM88 147H90L91 149L94 147V149H92V152H91V149ZM243 147H244L245 151L242 150ZM81 148H82V150H80ZM85 148L86 149L88 148V150L83 151V150H85ZM101 148L104 150L102 151ZM238 148L241 149V150H239L240 152L244 151L245 155H243V152H242V154H239ZM246 148H248V149H246ZM66 149H67V151H66ZM140 149H142V148H140ZM140 149L138 151H140ZM253 149H254V151H253ZM94 150L95 151L99 150L100 151V152L98 151L99 155ZM78 151H79V153L83 152L82 155L83 154L86 155V156H84L86 158L82 159V155L77 153ZM89 151H90L91 155H90ZM93 151L95 152V155H93V157H90V156H92ZM107 151L111 152V154H108ZM216 151H218V152H216ZM41 152L44 155H42ZM85 152H87L89 154H86ZM103 152L104 153L106 152L107 154L105 153L106 155L104 154L102 156ZM156 152H158V153H156ZM199 152H200V154H198ZM248 152L251 154H249ZM143 153H147V155L145 156V154H143ZM235 153L237 155H239L238 156L239 160L237 159V155ZM47 154H48V157H46ZM51 154H52V156H50ZM41 155L43 157L45 155L46 156H45V158H43ZM60 155H61V157H60ZM77 155H81V158H80L81 160L77 159L78 158ZM87 155H88V157H90L89 160H87L88 159ZM107 155H109V156H107ZM240 155L241 156L243 155V156L241 157ZM254 155H257L258 157L254 158ZM96 156H98V157H96ZM245 156L248 157V159ZM251 157H253V158H251ZM93 158L95 160L96 159L98 160V161L96 160L97 163L95 160H93ZM257 158H260L262 161L260 159H257ZM84 160H86V161H84ZM44 161L45 160H43V162ZM87 161H89V162H87ZM140 161H142V162L139 163ZM238 161H240V162H238ZM247 161H250V162H247ZM157 162H159V163H157ZM255 162H256V164H255ZM257 162H258V164H257ZM85 163H87V164H85ZM238 163L240 164L239 166H238ZM250 163H253V165L252 164L250 165ZM82 164H84V165H82ZM90 164L93 166V167H91L92 169L90 168ZM148 164L150 166L146 167V165H148ZM260 164L262 165V168H261ZM85 165L86 166L88 165L89 167L87 166L88 167L87 168V167H85ZM241 165L244 167H242ZM257 165H258V167H257ZM259 165H260V167H259ZM151 166L153 168H151ZM148 167H150L149 168L150 172L147 169ZM250 167L252 168V170ZM26 168H27V170H26ZM39 168H42V169L40 170ZM81 168L82 169L86 168V169H88V171L86 169L84 171H81L82 170ZM225 168H227V169H225ZM236 168H237V170H236ZM244 168L246 169V171ZM258 168H261V169H259L260 171L258 170ZM218 169H220V171L222 169L221 172L223 173V176H222V173H220V171ZM248 169H250V170H248ZM256 169L259 171L258 173H257ZM24 170H26V172ZM224 170H226V172ZM27 171L28 172L30 171L29 174ZM86 171H87V175L85 174ZM147 171L149 172L148 174H147ZM241 171H242V173H241ZM83 172H85V173H83ZM217 172H219L220 174ZM227 172H229V173L227 174ZM260 172H262V174ZM12 173H14V175ZM79 173H81V174H79ZM44 174H45V176H44ZM47 174L50 177L47 176ZM83 174L86 175V178H85V175L83 176ZM179 174H180V179H179ZM215 174H217V175H215ZM234 174H236V175H234ZM254 174L257 177L254 176ZM260 174L262 177L260 176ZM10 175H13V176L10 178ZM81 175L85 179H82L83 177H81ZM31 176L32 177L34 176V177L31 178ZM42 176H43V178H42ZM230 176L231 177L234 176V178H236V179L233 178V180L235 182L232 181V178ZM8 177H9V179H8ZM80 177L82 180L80 179ZM175 177H176V179L178 177V179L175 180ZM212 177L214 178L213 179L214 181H212ZM221 177L223 179L229 178V180H226V182H225V180H221ZM239 177H241V178H239ZM259 178H261V179L259 180ZM218 179L220 181H224L225 184H223L224 182H222V185H221V182L217 181ZM77 180H78V183H77ZM172 180H174V181H172ZM253 180H254V183L252 182ZM262 180H263V182H260ZM257 181H258V183H257ZM231 182L235 183V184L237 183V187H239V188H236V190L230 189L231 184H232ZM166 184H167V186H165ZM228 184H230V186ZM76 185H78V186H76ZM217 185H218V187H217ZM225 185H228L230 188L228 186L227 187L232 191H230L228 188H225L226 187ZM256 185H258V187ZM220 186L221 187L224 186V187H222V189H221ZM245 187H247V188H245ZM199 188H200V186H197L193 192H197ZM215 188L217 190L219 189L218 190L219 192L218 191L216 192ZM23 190H25V191L23 192ZM72 190H74V191H72ZM224 190L226 192L228 190L229 192L226 194ZM20 191L23 193H21ZM258 191H259V196H258ZM234 192L236 193V195L240 194V196L237 197L236 195H233V194H235ZM238 192H239V194H238ZM261 192L263 195L261 194ZM21 194H23V195H21ZM32 194H34L35 196ZM182 194L183 193H181V195ZM220 194H222V195H220ZM217 195H219V196H217ZM216 196L218 198H216ZM17 197H18V199H17ZM68 197H69V199H68ZM187 197L188 196H185L183 199H187ZM241 197H242V199H244L245 197H246V199H248L247 204L249 206H248V208L245 207L246 208L245 210L248 209L246 211L247 213H243V207L241 206V203H240ZM232 198L233 199L236 198V199L233 200ZM25 199L27 202H25ZM73 199L71 200L72 202H73ZM212 199H214V200H212ZM217 199H219V200H217ZM230 199H232L233 201ZM32 200H33V202H32ZM75 200H76V198H75ZM208 200H211V201L208 202ZM213 201L214 202L216 201V202L214 204H212ZM234 201H236V202H234ZM219 202H221V204ZM222 202L223 203L225 202V203L223 204ZM17 203H18V205H17ZM207 203L210 204L211 206L208 205ZM216 203H218L220 206L224 205L223 207L219 208L221 211L218 209L219 205ZM20 204H22V207H23V205L26 204L25 205L26 207L24 206L22 208ZM148 204L144 205V208H143L144 210L142 208L141 209L139 208L140 210H137V211H139V212H137L138 216L140 215L141 210H143L140 216L144 220L147 218L148 215H153L155 213V210H153L154 212H152V209L151 208L149 209V207H151V205L153 203L148 202ZM230 204L233 205L234 207L231 206ZM196 205H197V207H196ZM261 205H263V207L260 209L259 207H261ZM15 206L16 207L18 206L17 209ZM146 206H148V207H146ZM213 206H215V207H213ZM236 206L240 207V208H238L239 210H237ZM14 207L16 210H14ZM76 207H75V209H76ZM92 207H94V208H92ZM31 208H33V209H31ZM34 208H35V210H34ZM146 208H148V210H151V211H148ZM215 208H217L216 209L217 211L215 210ZM225 208H226V210H225ZM230 208H232V209H230ZM18 209H20V210L22 209V210L19 211ZM198 209H200V211ZM241 209H242V211H241ZM218 210H219V212H218ZM145 211L149 212L146 214V216L143 213ZM33 212H35V213H33ZM150 212H152V214ZM237 212H238V214H237ZM221 214H223V215H221ZM228 214H229V217H228ZM250 214H251V216H250ZM239 215H241V216H239ZM233 216H234V218H233ZM220 217H221V219H220ZM218 218H219L220 222L222 221L221 223L219 222ZM243 218H246V221L248 222L246 224L247 226L245 225L246 228L244 227L243 231H242L244 233L246 231L245 235L242 234V232L236 233V230L235 229L233 230V228H232L235 225L234 223L237 224L236 221H239V219L241 220ZM27 220L29 222H26ZM137 222H139V221H137ZM249 222H250L251 226L248 225ZM34 223H35V225H34ZM261 224H263V225H261ZM68 226H70V227H68ZM41 227H42V229L44 228L43 231L40 230ZM66 227H68V228H66ZM217 227H219L218 230H217ZM229 227H230V230H229ZM36 228H38V229H36ZM63 228L65 229V231ZM68 229L71 232H69ZM231 229L235 232H233ZM257 229H259V231ZM38 230H40L39 233L41 231L42 232L40 234H37ZM247 230H250V231H247ZM226 231H228V232H226ZM223 234H226V235H223ZM35 235L39 236L37 238L38 240L35 239L34 241L33 240L31 241V239L36 238V237H33ZM73 236H75V238H73ZM239 236H241V237L239 238ZM248 236L250 238H252V237L253 238L250 240H246V239H249ZM69 237H70L71 241H70ZM27 239L31 242H29ZM68 240L70 241V243ZM35 241H37V242H35ZM72 241L74 243H72ZM35 243H37V244L35 245ZM214 243H216V244H214ZM76 245H78V246H76ZM260 246H262V247H260ZM23 249H25V250H23ZM1 252H0V254H1ZM49 252H51V254ZM82 253H83V255H82ZM58 256L60 257V259H58L59 258ZM79 256H82V257H79ZM54 257L55 258L58 257L57 262H56V259ZM51 258H52V260H51ZM54 259H55V261H53ZM77 259H79V260H77ZM59 260H60V262H59ZM46 261H45V264H47ZM195 263L199 264V260L196 261Z\"/></svg>","mask_w":264,"mask_h":264},{"label":"crops","instance_id":"0c3cea01","mask_svg":"<svg viewBox=\"0 0 264 264\" xmlns=\"http://www.w3.org/2000/svg\"><path fill=\"white\" fill-rule=\"evenodd\" d=\"M223 0H180L178 13L184 19H196L198 22L210 12V10Z\"/></svg>","mask_w":264,"mask_h":264}]
</instances>
